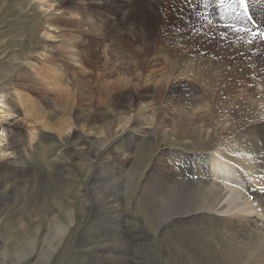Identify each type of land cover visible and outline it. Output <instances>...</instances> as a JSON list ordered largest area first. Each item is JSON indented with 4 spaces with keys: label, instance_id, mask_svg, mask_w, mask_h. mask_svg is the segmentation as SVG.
I'll list each match as a JSON object with an SVG mask.
<instances>
[{
    "label": "bare ground",
    "instance_id": "1",
    "mask_svg": "<svg viewBox=\"0 0 264 264\" xmlns=\"http://www.w3.org/2000/svg\"><path fill=\"white\" fill-rule=\"evenodd\" d=\"M36 1L48 18L39 47L17 74L20 81L0 90V197L8 196L7 180L29 171L26 151L40 133L64 130L59 139L67 140L76 126L72 112L63 123H47L43 93L71 111L85 99L88 119L78 139L91 141V187L82 190L77 209H89L92 217L76 247L85 260L75 264H103L104 257L110 264H159L153 238L128 227L130 215L122 206L121 183L142 174L125 169L136 141L152 148L136 191L142 206L153 210L147 211L149 222L157 228L161 220L177 217L158 234L164 238L169 228L178 235L166 248L167 264H264V78L256 73L264 72V36H253L264 32V0H248L251 20L237 0H67L65 6ZM131 38V60L113 61V42ZM73 74L88 94L71 88ZM118 90L124 112L96 116ZM18 108L27 115L18 119ZM180 136L192 144L191 138L216 141L211 148L186 152L175 143ZM160 143L169 147L159 150ZM68 198L59 202L67 222L52 209L53 226L44 234L38 221L33 234H26L27 244L16 239L13 264H46L64 252L76 210ZM38 235V254L20 263L37 248ZM134 239L141 241L143 262L128 256ZM68 254V264H74L75 249Z\"/></svg>",
    "mask_w": 264,
    "mask_h": 264
},
{
    "label": "rangeland",
    "instance_id": "2",
    "mask_svg": "<svg viewBox=\"0 0 264 264\" xmlns=\"http://www.w3.org/2000/svg\"><path fill=\"white\" fill-rule=\"evenodd\" d=\"M55 1L60 3V5L62 4L61 6L67 5V0ZM46 16V12L40 10L36 0H0V90H6L9 88L11 80L19 79L18 81H20V75L17 76V74H21V71L25 69L27 61L33 58L35 50L39 47L42 27L46 25L48 21ZM235 32L237 33V31ZM131 42L132 38L131 41L129 39L128 41L117 39L113 44L111 42L112 46H114L112 47L111 59L116 60L119 56H123L124 59L131 60L128 55L130 51L128 49H131ZM98 53L102 55L100 57H103L102 51ZM117 62L119 61H116V64H120V62ZM256 73L258 78H264V72L261 70L258 69ZM91 76L94 77V74H91ZM82 78L85 82L87 81V85L88 75L84 73ZM79 79L80 77H78V74H73L72 79L69 81L71 88L79 84ZM78 88L79 87L76 86L75 91L78 90ZM86 88H79L83 92V95L88 94V89ZM122 92L123 91L120 90L115 91L114 93L111 92L106 103H104L106 107L97 109L96 116L102 111H107L110 115L118 114L117 112L123 113L124 109L119 103V96ZM43 95H46L48 98V100H44L42 103L43 111L46 113L43 114V116L47 123L49 122V124H53L55 121L63 123L70 112H72V117L78 116V120H76L77 123L73 129V133H70L67 140H64L63 138L59 139V137L63 136L64 130L59 133L56 130L46 129L44 132L40 133L37 141H35L26 151L29 160V171L21 177L15 176L10 180L6 179L7 182L3 188H5V191L7 190L5 193H7L8 196H5V198L0 197V203L2 204L0 211V230L3 229L5 231L4 234L3 232L0 234V263H14L13 259H15V253L17 252V248L15 247L16 239H18L17 241L20 240V246H22V244H27L25 243L28 240L26 234H33L34 226L38 221H41L44 226L42 234H44L49 228V225L53 226V224L48 221V217H51L54 211H56L61 223H66L67 219L62 210L59 209V202L69 200L68 197L73 198L75 201V221L69 224V229L66 233V240H64V252L60 251L51 261H47L46 264H52L53 262V264H68V252L71 249H75L76 251L73 259L74 264L79 263L80 260H85L77 255L78 249L76 247L78 245L79 235L85 230L86 224L92 217V213H90L89 209L86 213H81L78 211L77 207L79 206L82 190L84 191L87 187H91V184H89L90 181L87 180V176L89 178V169L87 168H90L88 162L89 159H91L88 154V148L90 147L91 141H87V143L85 142V144H83L79 142L78 137L85 134V132L82 133L80 127L82 123L86 121L85 119H88V103L85 99H81L77 104L78 107L71 111L66 109L69 104L64 107L62 105H56L53 101H50L49 98L52 96L51 93H43ZM87 96L85 97L87 98ZM10 101L12 102H9L10 105H14V100L12 98ZM15 114L19 119L23 117V115H27V110L18 108L16 109ZM180 139L183 138L180 136L179 140L175 141L179 146H177V148L186 152H200L201 149L205 150L204 147L211 148L216 141L215 137H213L212 140L203 138V140L199 141L191 138V140L194 141L192 144ZM167 147L169 146L165 143H160L158 146L159 150H165ZM132 148L131 152L132 155H134L130 160V163L132 164L129 163L128 167L125 169L127 172L136 170L142 174L139 175L140 177L138 176V180L128 182L127 179V183L125 182L126 184L124 182L121 183V185H124L122 188V206L124 207V210H128L127 213L130 215V219L128 218L126 220L127 225L131 230H135L136 234L139 232L138 234L144 233L151 236L154 240L159 264H167V262H170L171 260L169 254L165 256L167 253L166 248L170 245L174 246L175 239L178 235L172 234V230L169 228L165 229L164 238L158 234L159 231L169 223L171 218L176 220L177 217L172 216L170 219L161 220L157 228L155 227V224H153V220L149 222V216L151 215L150 212L152 209L151 207L146 208L145 206H142L137 198L136 191L139 186L137 183L141 182L143 178V170L145 169V164L151 154L152 148L147 146L144 148L137 141L132 144ZM58 156L60 158H58ZM14 181L15 183H13ZM166 202H169V200L167 199ZM165 206L169 208L170 204H166ZM52 209H54L53 213H51ZM147 211L150 215L147 214ZM21 218L22 220H20ZM137 226H139V229ZM54 229V227L53 229H50L48 236L52 234ZM22 230H25L26 232ZM41 239L42 236L38 235V241L36 243V245L38 244L37 248L34 249L35 251L31 256L20 261V263L27 262L34 254H36L35 252L38 254V250L41 246ZM132 242L133 251L128 255L129 258L135 262L136 260H140L141 256L142 260L143 254L140 247L141 241L139 239H134ZM92 256L93 259H97V255L92 254ZM34 264L39 263L35 262ZM103 264H110V261L104 257Z\"/></svg>",
    "mask_w": 264,
    "mask_h": 264
},
{
    "label": "snow or ice",
    "instance_id": "3",
    "mask_svg": "<svg viewBox=\"0 0 264 264\" xmlns=\"http://www.w3.org/2000/svg\"><path fill=\"white\" fill-rule=\"evenodd\" d=\"M221 2H224V0H221ZM238 4L239 7L243 10L244 16L251 20L252 18L248 15V0H238ZM256 35L264 36V32H254V38Z\"/></svg>",
    "mask_w": 264,
    "mask_h": 264
}]
</instances>
